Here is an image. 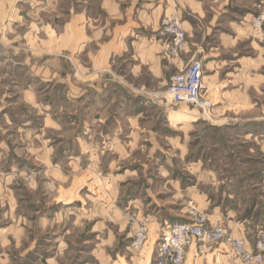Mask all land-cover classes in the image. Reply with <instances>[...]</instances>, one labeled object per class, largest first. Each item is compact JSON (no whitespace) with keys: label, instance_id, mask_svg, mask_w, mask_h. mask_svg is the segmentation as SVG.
<instances>
[{"label":"rangeland","instance_id":"obj_1","mask_svg":"<svg viewBox=\"0 0 264 264\" xmlns=\"http://www.w3.org/2000/svg\"><path fill=\"white\" fill-rule=\"evenodd\" d=\"M89 6L109 23L96 0ZM83 9L84 0H0V264H152L159 226L136 251L138 221L171 220L183 200L198 209L167 181L197 185L200 166L199 187L218 201L215 180L249 192L245 171L261 168L245 158L263 154L264 95L236 106L209 89L199 105L177 104L168 89L180 69L159 82L135 78L117 55L92 66L97 44L75 39ZM184 106L187 122L170 118ZM234 196L249 207V193ZM187 264L243 263L224 242L193 247Z\"/></svg>","mask_w":264,"mask_h":264},{"label":"crops","instance_id":"obj_2","mask_svg":"<svg viewBox=\"0 0 264 264\" xmlns=\"http://www.w3.org/2000/svg\"><path fill=\"white\" fill-rule=\"evenodd\" d=\"M90 1L84 0L85 9L75 12L86 13L84 20L75 24V39L85 50L91 44H97L95 55L87 53L92 66L99 64L105 70L117 55L124 66L131 67L130 72L135 78L144 72L154 80L166 82L175 71L197 59L205 65L208 88L223 102L249 106L257 94L264 95V29H255L251 24L253 17L263 8L264 0H96V13H105L108 24L100 23L99 19L87 14L93 13ZM165 18H178L183 22L187 45L180 58L174 59L167 54L165 39L160 36ZM113 21L116 24L107 31ZM104 36L109 39L104 41ZM188 108L175 110L177 112L170 118L181 115L184 121L189 117L185 114ZM261 146L262 155L245 158L249 167H261L245 171L244 178H249V192L244 189L237 192L233 185L223 186L224 181L215 180V192L220 194L218 201L207 198L206 192L199 187L206 176L205 169L200 166L196 171L197 185L190 184L179 175L172 182L167 181L175 193L183 197L192 194L198 212L207 213L212 222L222 223L234 235L245 237L250 250L264 237V136ZM234 177L239 176L236 174ZM7 193L6 188L5 196ZM238 193H249V207L237 206L234 195ZM1 206L6 208L7 216L8 202L2 201ZM9 211L12 216V201ZM188 212L189 206L183 200L176 215L168 214L171 220L166 221H186ZM6 229L8 227L1 228L2 231ZM150 262L148 256L145 264Z\"/></svg>","mask_w":264,"mask_h":264},{"label":"built area","instance_id":"obj_3","mask_svg":"<svg viewBox=\"0 0 264 264\" xmlns=\"http://www.w3.org/2000/svg\"><path fill=\"white\" fill-rule=\"evenodd\" d=\"M255 29H264V7L252 19ZM160 36L165 39L167 54L178 57L187 45V33L178 18H165ZM170 97L174 103L199 105L209 93L205 82V65L202 60H193L182 67L170 81ZM190 217L181 223L155 222L150 217L138 221L131 247L142 251L150 240L151 226L158 225V240L152 264H187L188 255L195 247L198 253L204 248L226 242L243 264H264V237L249 249L245 237L229 233L222 223H213L206 214L192 209ZM161 227V228H160Z\"/></svg>","mask_w":264,"mask_h":264},{"label":"bare ground","instance_id":"obj_4","mask_svg":"<svg viewBox=\"0 0 264 264\" xmlns=\"http://www.w3.org/2000/svg\"><path fill=\"white\" fill-rule=\"evenodd\" d=\"M168 94H169V96H170V92H169V89H168ZM184 108H188L187 106H184Z\"/></svg>","mask_w":264,"mask_h":264}]
</instances>
